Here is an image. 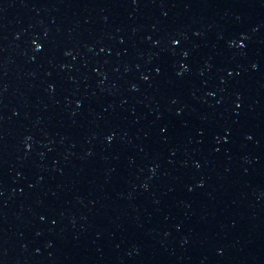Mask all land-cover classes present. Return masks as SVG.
<instances>
[{
    "label": "water",
    "instance_id": "1",
    "mask_svg": "<svg viewBox=\"0 0 264 264\" xmlns=\"http://www.w3.org/2000/svg\"><path fill=\"white\" fill-rule=\"evenodd\" d=\"M0 264H264V0H0Z\"/></svg>",
    "mask_w": 264,
    "mask_h": 264
}]
</instances>
